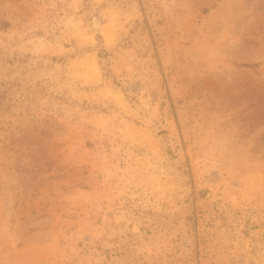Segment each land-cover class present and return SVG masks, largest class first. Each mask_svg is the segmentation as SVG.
Listing matches in <instances>:
<instances>
[{
	"label": "rangeland",
	"instance_id": "1",
	"mask_svg": "<svg viewBox=\"0 0 264 264\" xmlns=\"http://www.w3.org/2000/svg\"><path fill=\"white\" fill-rule=\"evenodd\" d=\"M0 264H264V0H0Z\"/></svg>",
	"mask_w": 264,
	"mask_h": 264
}]
</instances>
